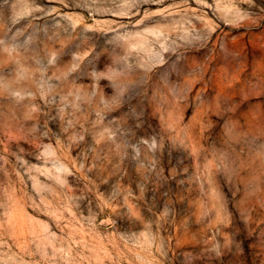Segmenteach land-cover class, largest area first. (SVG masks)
<instances>
[{"label":"rangeland","instance_id":"obj_1","mask_svg":"<svg viewBox=\"0 0 264 264\" xmlns=\"http://www.w3.org/2000/svg\"><path fill=\"white\" fill-rule=\"evenodd\" d=\"M0 264H264V0H0Z\"/></svg>","mask_w":264,"mask_h":264}]
</instances>
